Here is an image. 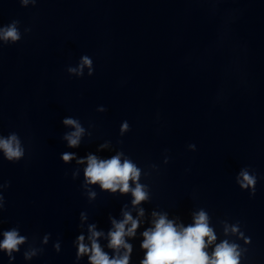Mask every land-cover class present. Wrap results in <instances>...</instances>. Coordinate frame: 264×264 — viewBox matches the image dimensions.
I'll use <instances>...</instances> for the list:
<instances>
[{"label": "water", "instance_id": "water-1", "mask_svg": "<svg viewBox=\"0 0 264 264\" xmlns=\"http://www.w3.org/2000/svg\"><path fill=\"white\" fill-rule=\"evenodd\" d=\"M13 20L20 38L0 40V134L18 133L25 151L0 153V239L12 227L26 239L11 259L0 249V264H89L77 234L90 223L107 233L141 207L128 264L143 258L153 212L186 225L200 209L213 243L264 264V0H0V25ZM83 55L93 71L70 72ZM67 116L84 128L77 146ZM118 151L148 192L135 206L130 191L86 183L79 162Z\"/></svg>", "mask_w": 264, "mask_h": 264}, {"label": "clouds", "instance_id": "clouds-1", "mask_svg": "<svg viewBox=\"0 0 264 264\" xmlns=\"http://www.w3.org/2000/svg\"><path fill=\"white\" fill-rule=\"evenodd\" d=\"M27 4L29 0H21ZM35 3V0H32ZM20 31L17 27V21L0 25V40L16 41L20 38ZM92 59L88 55L81 57L78 66L69 69L70 72L81 73L85 66L88 71H93ZM62 122L66 125L74 126L72 131L65 133V139L69 146H77L80 142L84 128L79 121L71 116L64 117ZM127 128V123L122 124V129ZM103 147V145H101ZM24 146L16 132L7 135L0 134V153L4 158L15 161L24 154ZM74 152H63L61 158L68 161L74 157ZM121 152H116L107 158H100L96 154L89 152L86 156L79 157V162H86L84 167V176L86 183H99L102 189L121 192H131V203L135 206L148 196L146 186L139 182L140 168L134 161L128 158L121 159ZM132 184L130 185L129 180ZM256 176L246 169H241L239 173V183L242 186L253 185ZM5 184H0V188ZM94 195V193H90ZM3 193L0 192V207H3ZM122 218L111 217V228L105 233L102 229H97L94 223L88 224L87 236L80 232L75 237L73 243L76 246V257L87 255L89 264H128L132 244L126 237L134 236L139 224L142 223L140 217L144 209H137V216H133L130 211L122 210ZM153 219L151 225L145 228L141 235L143 239L140 247L145 249L140 264H239L240 248L236 242L228 239L216 240V233L209 223L208 213L200 209L193 213L192 222L188 224L178 223L168 217L167 213H152ZM86 219L81 213V220ZM237 225H232L231 230L236 231ZM228 231V228H225ZM107 238V247L112 249L110 255L105 251V246L100 243L98 237ZM2 239H0V249L9 254L17 250L26 236L19 234L15 227L3 230ZM207 237V239H205ZM247 239V238H246ZM47 240V235L44 237ZM209 245H212L209 251ZM55 247L59 250V241ZM32 252L25 253V256H31Z\"/></svg>", "mask_w": 264, "mask_h": 264}]
</instances>
